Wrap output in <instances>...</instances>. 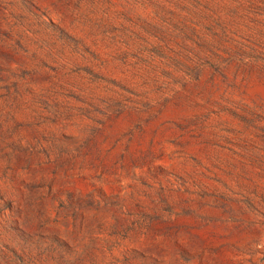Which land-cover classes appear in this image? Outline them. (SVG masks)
I'll return each instance as SVG.
<instances>
[{
  "label": "rangeland",
  "instance_id": "1",
  "mask_svg": "<svg viewBox=\"0 0 264 264\" xmlns=\"http://www.w3.org/2000/svg\"><path fill=\"white\" fill-rule=\"evenodd\" d=\"M0 264H264V0H0Z\"/></svg>",
  "mask_w": 264,
  "mask_h": 264
}]
</instances>
